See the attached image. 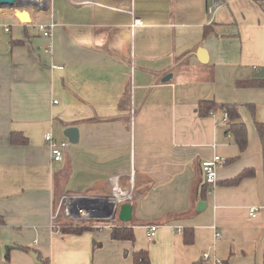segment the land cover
I'll use <instances>...</instances> for the list:
<instances>
[{"label":"crops","instance_id":"obj_1","mask_svg":"<svg viewBox=\"0 0 264 264\" xmlns=\"http://www.w3.org/2000/svg\"><path fill=\"white\" fill-rule=\"evenodd\" d=\"M213 1L47 0L24 5L26 24L0 7V264H132L139 251L150 264H263L264 87L235 81L264 68V0H217L209 13ZM201 102L237 107L243 150L224 112L202 116ZM70 127L76 144L63 134ZM12 133L26 143L12 144ZM48 133L67 143L60 163ZM214 156L226 162L202 197L201 164ZM246 170L254 174L222 184ZM115 184L132 193L123 224L133 241L113 240L101 221L77 235L51 228L56 199L109 208Z\"/></svg>","mask_w":264,"mask_h":264},{"label":"built area","instance_id":"obj_2","mask_svg":"<svg viewBox=\"0 0 264 264\" xmlns=\"http://www.w3.org/2000/svg\"><path fill=\"white\" fill-rule=\"evenodd\" d=\"M47 0H34L33 4L36 8L39 9L40 6L43 5ZM32 4V3H30ZM24 7V5H22ZM221 6L219 1H213L208 8V12L212 13L217 8ZM130 15L133 16L132 12H129ZM141 20L139 18L133 19V25H139ZM39 29L42 31L45 37L50 35L49 31L46 29L45 26H39ZM254 71L258 72L256 68H253ZM223 123H228L227 114L224 112L223 114ZM44 140L46 145L49 148L50 152V160L52 163H60L63 159V150L67 147V143L60 142L57 143L50 133L45 134ZM225 160L219 156H214L212 160L203 161L201 164L204 183L209 186H214L216 184V169L217 167L225 164ZM132 200V193L129 191H121L117 184L113 186L111 196L105 198V202L109 204V208L102 205L97 206H88L85 204L86 198L84 196L78 195H63L60 198L59 206L55 210V213L52 215L51 218V228L55 230L56 233L60 234V229L58 226L55 225V221L59 215H62L65 221L70 223H82V224H91L94 221H101L102 224L95 225V228L102 227L103 229L112 228L114 223L118 220V210L119 207L123 204H128ZM97 201V199L95 200ZM93 201V202H95ZM101 201V200H100ZM255 212V208H250L249 213L250 216H253ZM156 230L155 226H151L147 232V239H150L152 233ZM215 239H219V235H215ZM202 259L204 261L209 260V254L204 252L202 254ZM212 264H223L220 260H214Z\"/></svg>","mask_w":264,"mask_h":264},{"label":"trees","instance_id":"obj_3","mask_svg":"<svg viewBox=\"0 0 264 264\" xmlns=\"http://www.w3.org/2000/svg\"><path fill=\"white\" fill-rule=\"evenodd\" d=\"M207 28L204 29V36L207 34ZM236 87L242 88H249V87H264V78H252L247 81H235ZM222 110L227 114L228 117V132L231 133L234 137L235 143L238 145L240 150H243L246 146V127L244 123L240 119V115L236 106L231 104H220L217 105L215 102H201L199 104V114L202 116L209 115L212 111L215 110ZM256 130L260 137L262 147H263V165H264V127L262 124L256 123ZM10 142L12 144L21 145L26 143V139L18 133H12L10 136ZM264 168V167H263ZM254 174L252 170H246L240 173L238 176L231 180H227L222 184L224 186H235L238 185L243 179L251 177ZM59 176V175H57ZM60 178H56L55 180H59ZM209 185L204 183L202 186V197L205 196L206 190ZM133 221V218L131 219ZM129 223V222H128ZM4 224L3 218L0 216V226ZM119 224V225H118ZM115 224L111 229V238L113 240H126V241H133V228L129 224L118 223ZM59 227V226H58ZM61 234H80L90 227L88 225H83L81 223L71 224L66 223L62 224L60 227ZM184 242L185 244H190L192 242V231L191 230H184ZM10 249H5V259L8 260V254ZM132 264H150L147 252L139 251L134 252L132 255ZM203 264V263H202ZM224 264V263H223ZM263 264H264V257H263Z\"/></svg>","mask_w":264,"mask_h":264},{"label":"water","instance_id":"obj_4","mask_svg":"<svg viewBox=\"0 0 264 264\" xmlns=\"http://www.w3.org/2000/svg\"><path fill=\"white\" fill-rule=\"evenodd\" d=\"M31 1L34 0H0V7L3 8H8L15 10V16L16 18L21 22V23H29L30 19L28 16V13L26 10H23L24 8L22 5H28L32 3ZM199 50V54H200ZM202 52V51H201ZM254 78H264V68H262L259 72L255 73ZM170 79V78H168ZM165 79V80H168ZM164 80V81H165ZM64 136L67 138L69 143L71 144H76L78 142V129L75 127H70L64 130L63 132ZM205 206L204 202H199L198 203V210H202ZM131 212H132V207L130 204H123L119 207L118 210V220L122 223H128L131 220ZM11 244L4 242L2 244V251H5V248H10ZM33 258L36 259V255L33 253L31 254Z\"/></svg>","mask_w":264,"mask_h":264},{"label":"rangeland","instance_id":"obj_5","mask_svg":"<svg viewBox=\"0 0 264 264\" xmlns=\"http://www.w3.org/2000/svg\"><path fill=\"white\" fill-rule=\"evenodd\" d=\"M59 203H60V199H59V200L56 199V203H55V205H56V206H59ZM56 209H57V207H56ZM58 221H60V222L63 223V224L70 223V222H68V221H65L64 218L62 217V215H59V217H57V220L55 221V225H56V226H58V224H57ZM64 221H65V222H64Z\"/></svg>","mask_w":264,"mask_h":264}]
</instances>
